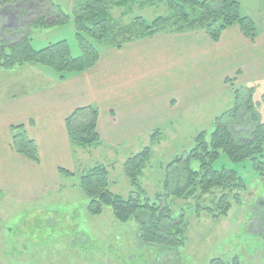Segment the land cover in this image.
I'll return each mask as SVG.
<instances>
[{
  "label": "rangeland",
  "instance_id": "374dc122",
  "mask_svg": "<svg viewBox=\"0 0 264 264\" xmlns=\"http://www.w3.org/2000/svg\"><path fill=\"white\" fill-rule=\"evenodd\" d=\"M239 1L242 9L244 5L246 13L255 18L259 30L264 32V3L261 0ZM52 2L61 8L59 12L64 13L67 20L64 24L43 27L29 25L32 45L36 50H42L66 41L72 56L77 57L81 49L72 19L75 0ZM10 11L6 8V12ZM6 12L0 13V23L6 20L0 24V38L11 40L9 35H2L8 27V30L16 29L15 21L8 19ZM169 14V9L160 3L144 9L127 7L112 10L116 24L122 27L139 17L151 23ZM100 46L101 50L105 48ZM26 65L0 70L1 99L29 92L40 84L41 81L36 83L32 77H23L20 71L26 69ZM41 67L47 71V76L56 72L52 67ZM262 74L260 72L261 77ZM254 81L260 84L255 97L262 100L264 81ZM214 91L217 94L206 103L196 104V109L174 119L172 124L155 128V143L151 136L139 135L118 145L106 142L89 150L78 148L77 167L67 169L80 173L99 165L107 166L110 169V191L127 199L135 189L125 174L124 164L148 146L151 147V157L139 177L141 186L152 201H157L158 194L169 195L173 186L167 185L166 181L171 183L172 178H183L179 172L182 167L169 166L178 158L187 157L198 134L213 132L216 119L234 106L233 89L219 94L216 87ZM259 108L264 118V100ZM223 165L235 169L248 188L241 193L240 202L232 201L228 216L214 219L205 211L197 210L193 200L176 199L173 195L166 199L176 216L183 211L185 215L186 241L178 251L182 264H210L217 258L228 263L236 258L241 264H264V175L251 160L234 162L222 154L216 166ZM193 168L198 169L199 163H194ZM56 186V190L55 187L46 189L40 201L13 200L8 194L4 195V205H0V264H154L157 249L145 246L137 237L135 220L128 224L120 223L111 209L95 216L89 212L90 201L79 187V175L76 179L60 176Z\"/></svg>",
  "mask_w": 264,
  "mask_h": 264
},
{
  "label": "trees",
  "instance_id": "16d2710c",
  "mask_svg": "<svg viewBox=\"0 0 264 264\" xmlns=\"http://www.w3.org/2000/svg\"><path fill=\"white\" fill-rule=\"evenodd\" d=\"M158 3L165 5L170 14L151 23L139 17L122 27L112 16L115 8L144 9ZM0 4L1 14L6 12V8L11 10L6 12L7 18L15 21L16 28L8 30V27L5 34L2 31V35H9L12 39L0 38V70L35 63L55 68L60 80L93 68L101 55L100 45L122 49L133 41L158 33L200 31L218 42L222 33L232 26H239L250 40H255L259 32L252 17L244 13L239 0H75L72 19L81 54L73 57L66 41L42 50H36L32 45L29 25L43 27L64 24L67 20L52 0H0ZM51 18L55 21L49 23ZM226 83L234 90L233 108L216 119L213 132L198 134L187 157L178 158L169 166L182 167L179 172L183 176L172 178L171 183L166 181L167 185L173 186L169 195L158 194L157 201H152L141 186L139 177L151 157V147L148 146L124 164L125 174L135 189L127 199L110 191V169L107 166L99 165L80 173L60 170L62 175L72 179L79 175V187L90 201L88 209L92 215H101L105 209H111L120 223L128 224L135 220L137 237L145 246L157 249L154 264H182L178 251L186 241L185 215L184 211L179 216L174 214L166 201L168 197L173 195L176 199L193 200L197 210L219 219L228 216L232 201L240 202L241 193L248 190L235 169L216 166L222 154L234 162L254 161L264 175V118L259 108L264 92L262 100H257L256 90L260 84L239 85L237 79L231 77ZM99 115V108L90 106L77 109L67 118L68 134L74 149L89 150L102 144L98 132ZM12 132L13 150L39 164L37 144L28 136L26 126H13ZM157 134L161 135L160 132ZM155 136L154 132L153 143ZM196 162L199 163L198 169L193 168ZM2 197L0 189V204ZM210 264L241 263L236 258L231 263L217 258Z\"/></svg>",
  "mask_w": 264,
  "mask_h": 264
},
{
  "label": "crops",
  "instance_id": "0c3cea01",
  "mask_svg": "<svg viewBox=\"0 0 264 264\" xmlns=\"http://www.w3.org/2000/svg\"><path fill=\"white\" fill-rule=\"evenodd\" d=\"M104 49L93 68L65 80L59 79L55 68L54 75L47 76L44 65L27 63L20 71L23 77L40 84L29 92L0 98L2 205L5 194L26 202L40 201L46 189H57L59 177L64 176L60 170L77 167V149L70 141L66 121L79 108L98 107L102 144L118 145L139 135L153 137L155 128L172 124L196 109V104L209 101L217 94L216 87L219 94L229 90L227 78H236L238 83L243 80V85L264 81L261 30L250 40L239 26H232L218 42L204 31L158 33L122 49ZM18 125L26 126L37 143L39 164L13 150L12 127Z\"/></svg>",
  "mask_w": 264,
  "mask_h": 264
}]
</instances>
